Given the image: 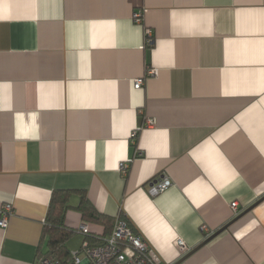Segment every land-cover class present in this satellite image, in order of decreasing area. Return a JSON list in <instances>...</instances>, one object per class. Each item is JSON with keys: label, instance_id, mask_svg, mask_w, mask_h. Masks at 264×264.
I'll return each mask as SVG.
<instances>
[{"label": "crops", "instance_id": "obj_1", "mask_svg": "<svg viewBox=\"0 0 264 264\" xmlns=\"http://www.w3.org/2000/svg\"><path fill=\"white\" fill-rule=\"evenodd\" d=\"M57 190L67 228L125 219L168 264L253 206L181 264H264V0H0V264H42Z\"/></svg>", "mask_w": 264, "mask_h": 264}, {"label": "built area", "instance_id": "obj_2", "mask_svg": "<svg viewBox=\"0 0 264 264\" xmlns=\"http://www.w3.org/2000/svg\"><path fill=\"white\" fill-rule=\"evenodd\" d=\"M135 18L140 21L141 12L135 13ZM147 44L154 42L151 28L146 29ZM156 74V69H150L148 75ZM144 84V79L140 78L135 81V88H140ZM153 119L148 120V124H154ZM138 131L132 132V138H136ZM141 152H139V155ZM131 160H126L120 165V170L127 173ZM172 185V180L168 176H159L148 183L147 193L155 197L164 192ZM232 209L237 214L238 204L232 202ZM14 214L12 204H6L0 210V226L7 227L10 217ZM86 237L82 246L71 251L70 257L66 263L53 261L49 258L42 257V264H168L160 254L150 245V243L141 235L134 231L129 222L125 219H117L112 232L108 236L93 234L90 230L89 223L81 224L76 230ZM205 233V239L212 235L206 225L202 226ZM94 238L95 242L91 241ZM180 256L183 257L191 251L188 244L180 237L175 241Z\"/></svg>", "mask_w": 264, "mask_h": 264}, {"label": "trees", "instance_id": "obj_3", "mask_svg": "<svg viewBox=\"0 0 264 264\" xmlns=\"http://www.w3.org/2000/svg\"><path fill=\"white\" fill-rule=\"evenodd\" d=\"M68 198L69 191L67 190H57L53 193L44 229V236L48 239V251L42 256L64 263L71 255L67 243L75 232L67 228L64 223L65 213L68 209ZM77 209L86 220L103 224L109 223V218L97 211L86 194H83Z\"/></svg>", "mask_w": 264, "mask_h": 264}, {"label": "water", "instance_id": "obj_4", "mask_svg": "<svg viewBox=\"0 0 264 264\" xmlns=\"http://www.w3.org/2000/svg\"><path fill=\"white\" fill-rule=\"evenodd\" d=\"M264 199L261 198L258 202L262 201ZM253 208V206H251L250 208H248L247 210H245L243 213H241L239 216H237L236 218H234L231 222H229L226 226H224L223 228L219 229L217 232L213 233L211 236H209L208 238H206L199 246H197L195 249L191 250L189 253H187L186 255H184L183 257H181L177 262H175L174 264H181L182 262H184L187 258H189L193 253H195L197 250H199L200 248H202L203 246L207 245L209 242H211L214 238H216L218 235H220L222 232H224L225 230L229 229L231 227L232 224H234L238 219H240L242 216H244L246 213H248L251 209Z\"/></svg>", "mask_w": 264, "mask_h": 264}, {"label": "rangeland", "instance_id": "obj_5", "mask_svg": "<svg viewBox=\"0 0 264 264\" xmlns=\"http://www.w3.org/2000/svg\"><path fill=\"white\" fill-rule=\"evenodd\" d=\"M79 249V248H78Z\"/></svg>", "mask_w": 264, "mask_h": 264}]
</instances>
